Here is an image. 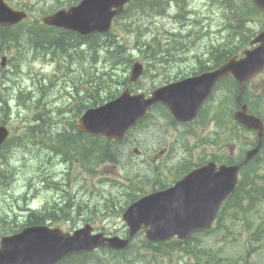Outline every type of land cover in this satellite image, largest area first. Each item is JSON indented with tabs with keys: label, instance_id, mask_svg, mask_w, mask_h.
Wrapping results in <instances>:
<instances>
[{
	"label": "water",
	"instance_id": "water-1",
	"mask_svg": "<svg viewBox=\"0 0 264 264\" xmlns=\"http://www.w3.org/2000/svg\"><path fill=\"white\" fill-rule=\"evenodd\" d=\"M136 117L137 113L129 106L107 112L109 128L114 131H123L131 125ZM146 201L147 200L142 201L136 205L135 208L130 209V212L128 213L130 214V217L127 218L126 222L130 227L131 235L139 229L142 222L149 223V220H151L152 217H157L163 211V207L160 202L151 200L146 203ZM196 203H198V201ZM186 230L189 231L190 229L188 228ZM59 239H63V237H60ZM82 242L83 241L77 239L76 237L57 242L48 253L45 260L46 263H53L61 254L68 250H77L81 248ZM123 244L124 243H118V245H113V247L120 248Z\"/></svg>",
	"mask_w": 264,
	"mask_h": 264
},
{
	"label": "trees",
	"instance_id": "trees-1",
	"mask_svg": "<svg viewBox=\"0 0 264 264\" xmlns=\"http://www.w3.org/2000/svg\"><path fill=\"white\" fill-rule=\"evenodd\" d=\"M157 1H159V0H157ZM169 1H174V0H164V3L166 4ZM162 4H163V2H162ZM235 17L236 18H234L235 19L234 21H236V19H239V18H237L238 17L237 13H236ZM238 31H242V30H238ZM29 44H30V41H28L26 38H22V39L17 40V45L20 46V49H24L25 51L28 50ZM47 48H48V50H52L53 48H57V47L54 44L49 43L47 45ZM67 50L77 52V46L75 44H71L70 46L67 47ZM25 51H23V52H25ZM27 137H31L32 141L34 140V137L32 135L31 130L27 131ZM56 137L58 138L56 140L59 141L57 146H60L62 144V145H65V148L67 150H69V152L67 154H65L66 156H69L70 154H73L75 152V151H72V147H75V144L72 143V141H73L72 137H70L69 135H66V134L55 135V138ZM85 145H87V149H86L85 153L83 151L82 152L85 154L87 160H89V159L92 160L91 153L88 151L89 143L87 142ZM77 154H79V152H77ZM112 195L113 194L111 193L110 196H108L110 201L104 200L105 203L103 206V208L106 207L107 209H109L111 211H117L118 208H121V207H123V205H125V202L127 200H131L134 198L133 193H127V195L125 197H123L122 199H120L121 196H119V197L116 196L115 198H113ZM104 197L105 196H103V198ZM79 205L81 207L86 208V209H91V207H96L97 204H96L95 198L87 197V198L80 200ZM99 208H102V207H99ZM28 221L31 224H40V223H42L43 218L36 219V218L30 217ZM180 245L176 244V243L170 244V246L173 248H177ZM183 247L184 246H182V248ZM129 254H130V251H129ZM131 255H134V253L131 252ZM107 260H108V262H110L113 260V258L109 257ZM115 263L116 262L114 260V263H111V264H115ZM218 263H219V261L217 260L216 257H214V258L208 257L205 264H218ZM63 264H102V261L98 257L92 256V255H86V256L79 255V256H70V257L66 258L63 261Z\"/></svg>",
	"mask_w": 264,
	"mask_h": 264
},
{
	"label": "rangeland",
	"instance_id": "rangeland-1",
	"mask_svg": "<svg viewBox=\"0 0 264 264\" xmlns=\"http://www.w3.org/2000/svg\"><path fill=\"white\" fill-rule=\"evenodd\" d=\"M163 2V6H161V7H159L160 9H163V10H167V7H168V2H167V4L165 5V3H164V0H159V4H161ZM177 2V1H176ZM176 2H172V4L171 5H169L170 7H173V5H175L176 4ZM49 3H51V1H49ZM154 5H155V1H154ZM154 5H153V7H154ZM138 16H135L134 17V20H138ZM165 18H168V17H165ZM182 23H184L183 22V20H174L173 22H171V27H169V29H167V28H165V29H162L161 31L163 32V34L161 35V36H159V38L162 40V43H167L168 42V40H167V36H173V37H175V36H177V37H180V33H178L175 29H179L178 27H176L177 25L178 26H180V27H182V28H180V29H185V26L183 27L181 24ZM187 28H191V26L190 25H188L187 26ZM170 29H174V30H170ZM238 30H242L241 29V27L240 26H238V28H236V34L238 35L239 33H240V31H238ZM176 33V34H175ZM159 35V34H158ZM165 35H166V37H165ZM199 38V37H198ZM208 41H209V44L210 45H215V43H216V41L214 40V38H213V36L211 35V33H209V35H208ZM221 39H223V38H221ZM199 40V42H200V39H198ZM204 41H206V40H204ZM204 41L202 42V44L204 43ZM191 47H190V53L191 54H194L193 56H194V60H197L196 58L198 57V56H201V50H200V48L201 47H197V46H195L194 45V47H192L193 46V44H191L190 45ZM180 48H181V45H177L176 46V51L173 53V55H172V59L173 60H176L177 59V57H178V50H180ZM139 50H141V51H143V52H146L148 55H150V52L147 50V48H146V46L145 45H140L139 46ZM20 51H21V54H20V56L21 57H23V58H27V56H26V54H27V52H28V50L27 51H25L24 49H20ZM23 51H25V52H23ZM54 53L55 52H57V50H52ZM42 54L43 55H45L46 54V52L45 51H42ZM59 54H64V56L68 59V61L69 62H72L73 61V58H74V55L76 54V52H74V51H69V50H65V53H63V52H61L60 51V53ZM26 66H27V68L24 70L25 71V73L27 74V72H28V68H29V66L26 64V63H24ZM33 66H35V64H32ZM21 83L22 84H29L30 83V81H27L26 79H25V77L23 76V78L21 79ZM253 87H254V90H256V91H260V89H259V82L258 81H255L254 83H253ZM22 108H23V106H22ZM28 111L29 112H32V111H34V109H32V108H28ZM70 124H72V126H73V130L75 129L76 130V128H75V125H74V123L73 122H71L70 121ZM39 125H44V122L43 121H38L37 122V125H35V126H39ZM76 136H77V138L78 139H82V138H85V136H84V134L83 133H81V132H79V130H77V132H76ZM92 143L95 145V147H98L100 150H103L104 149V144L102 143V142H98L97 140H94V141H92ZM93 145V146H94ZM125 148H126V146H125ZM113 155H114V153H113ZM4 167H6V170H7V168H8V170L9 171H11L12 170V168H13V164L10 162V163H7V164H5L4 165ZM4 167H3V171H4ZM63 168V165H61L60 163H59V160L58 159H56V172H59V171H61V169ZM151 171V170H150ZM147 172H148V170L146 171V172H144V175H146L147 174ZM152 172V171H151ZM153 175L155 176L156 175V172H153ZM93 181H95V180H93ZM19 188H23V185L22 186H18ZM57 187H55V189H56ZM40 189V188H39ZM54 189V190H55ZM46 192V190H43V194ZM125 192L126 191H124V190H119V189H113V191H112V194H114V195H112L113 196V198H115L116 197V195L119 197V195H121V194H125ZM76 195H79V196H81L82 197V193L81 192H79V191H77L76 193H75ZM116 194V195H115ZM105 201H110L109 200V198H108V196H107V198L106 199H104ZM102 203V201H100L99 199H97L96 200V204L98 205V204H101ZM263 213H264V207H263ZM109 231H110V229H109ZM175 255V253H173L169 258L172 260V258H173V256ZM264 259V258H263Z\"/></svg>",
	"mask_w": 264,
	"mask_h": 264
},
{
	"label": "bare ground",
	"instance_id": "bare-ground-1",
	"mask_svg": "<svg viewBox=\"0 0 264 264\" xmlns=\"http://www.w3.org/2000/svg\"><path fill=\"white\" fill-rule=\"evenodd\" d=\"M177 0H174V1H169L168 2V5H171L172 4V2H176ZM167 4V3H166ZM165 4V5H166ZM157 5V6H156ZM161 6H163L162 5V3L161 4H159V1H157V0H155V5H154V8H157V9H159L160 11H161V13L162 14H164L166 11L165 10H163V9H160L159 7H161ZM52 50H57V48H53ZM62 52V51H61Z\"/></svg>",
	"mask_w": 264,
	"mask_h": 264
}]
</instances>
